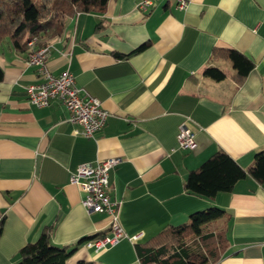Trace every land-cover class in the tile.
Listing matches in <instances>:
<instances>
[{"label": "crops", "instance_id": "1", "mask_svg": "<svg viewBox=\"0 0 264 264\" xmlns=\"http://www.w3.org/2000/svg\"><path fill=\"white\" fill-rule=\"evenodd\" d=\"M137 2L109 0L104 14H78L48 44L51 73L70 70L82 94L110 114L93 138L75 133L81 128L60 101L29 102L38 68L27 64L29 51L0 42V264H16L20 249L50 226L57 246L113 235L111 216L89 213L70 182L77 164L113 157L121 161L110 171L109 195L119 202L124 236L101 250L83 244L66 264H141L139 244L212 206L230 217L220 262L264 264V182L248 176L214 200L184 186L220 149L244 169L264 150V0H188L184 10L158 0L149 14ZM215 48L241 52L254 68L237 82ZM210 66L225 79L205 77ZM183 121L196 134L193 151L179 147Z\"/></svg>", "mask_w": 264, "mask_h": 264}, {"label": "trees", "instance_id": "2", "mask_svg": "<svg viewBox=\"0 0 264 264\" xmlns=\"http://www.w3.org/2000/svg\"><path fill=\"white\" fill-rule=\"evenodd\" d=\"M109 0H0V42L11 39L17 50L29 51L28 43L36 38V47L49 44L61 36L70 18L81 13L104 14ZM102 23L97 25V28ZM145 45L138 48L141 51ZM215 58L228 60L234 68L233 77L242 82L254 68V61L229 48H215ZM204 76L224 80L225 72L207 67ZM4 72L0 67V81ZM252 177L264 182V150L255 155V164L244 169L228 153L220 149L185 180V190L193 195L214 200L219 193L232 192L236 184ZM229 215L212 206L192 215L190 222L168 225L157 235L137 247L141 264H222L229 248ZM212 226V228H210ZM111 229V228H110ZM53 227H47L36 242L19 251L16 264H66V261L88 240L107 236L106 232L85 237L71 246L52 243Z\"/></svg>", "mask_w": 264, "mask_h": 264}, {"label": "built area", "instance_id": "3", "mask_svg": "<svg viewBox=\"0 0 264 264\" xmlns=\"http://www.w3.org/2000/svg\"><path fill=\"white\" fill-rule=\"evenodd\" d=\"M158 0H138L137 8L145 14H149L156 6ZM174 1L176 7L184 10L188 0H165ZM36 38L32 39L28 46L30 51L27 56V64L36 66L41 75V82L32 84L27 88L29 102L37 107H47L53 100L63 104L69 113L67 119L73 125L79 126L80 130L75 133L86 138H93L101 130L110 114L105 110L95 97L84 96L83 90L76 86L74 75L70 70L64 71L59 76H54L48 63L49 46L36 47ZM179 147L183 150L193 151L197 148L196 134L187 121L179 126ZM120 158H108L100 160L96 164L80 163L75 167L70 182L77 185L82 193V205L89 213L108 214L112 218L111 230L113 235L103 238L88 240L84 245L88 248L95 247L97 250L115 244L124 236V232L118 222L119 202L112 200L109 195V174L119 163ZM142 238V234L129 237L133 242Z\"/></svg>", "mask_w": 264, "mask_h": 264}, {"label": "rangeland", "instance_id": "4", "mask_svg": "<svg viewBox=\"0 0 264 264\" xmlns=\"http://www.w3.org/2000/svg\"><path fill=\"white\" fill-rule=\"evenodd\" d=\"M30 48V47H29ZM30 51V50H29ZM210 228H212V226H210Z\"/></svg>", "mask_w": 264, "mask_h": 264}]
</instances>
